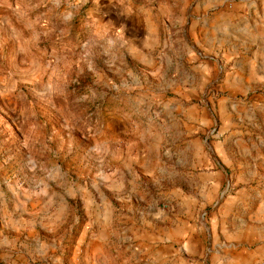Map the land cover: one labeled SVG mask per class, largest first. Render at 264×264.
<instances>
[{
    "label": "rangeland",
    "instance_id": "obj_1",
    "mask_svg": "<svg viewBox=\"0 0 264 264\" xmlns=\"http://www.w3.org/2000/svg\"><path fill=\"white\" fill-rule=\"evenodd\" d=\"M257 10L0 0V264H264Z\"/></svg>",
    "mask_w": 264,
    "mask_h": 264
},
{
    "label": "crops",
    "instance_id": "obj_2",
    "mask_svg": "<svg viewBox=\"0 0 264 264\" xmlns=\"http://www.w3.org/2000/svg\"><path fill=\"white\" fill-rule=\"evenodd\" d=\"M230 22L231 25L234 24L231 19ZM220 24V21L216 22L213 29L217 39L224 35L227 37V56H264V23L258 10L255 17H250L248 22L243 21L236 29L233 25L232 31L226 30L223 33ZM244 32L247 33L246 37Z\"/></svg>",
    "mask_w": 264,
    "mask_h": 264
}]
</instances>
